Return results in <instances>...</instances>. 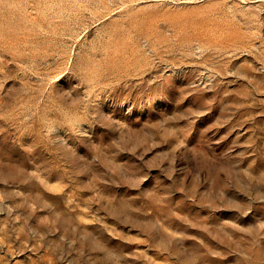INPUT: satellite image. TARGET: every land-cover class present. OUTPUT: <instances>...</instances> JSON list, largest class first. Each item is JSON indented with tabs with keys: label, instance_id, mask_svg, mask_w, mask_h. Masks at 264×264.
Segmentation results:
<instances>
[{
	"label": "rangeland",
	"instance_id": "obj_1",
	"mask_svg": "<svg viewBox=\"0 0 264 264\" xmlns=\"http://www.w3.org/2000/svg\"><path fill=\"white\" fill-rule=\"evenodd\" d=\"M0 264H264V0H0Z\"/></svg>",
	"mask_w": 264,
	"mask_h": 264
}]
</instances>
